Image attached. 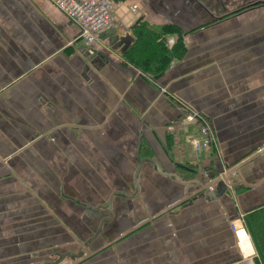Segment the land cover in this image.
Returning a JSON list of instances; mask_svg holds the SVG:
<instances>
[{"label":"crops","instance_id":"0c3cea01","mask_svg":"<svg viewBox=\"0 0 264 264\" xmlns=\"http://www.w3.org/2000/svg\"><path fill=\"white\" fill-rule=\"evenodd\" d=\"M245 3L117 0V44L98 38L90 56L49 3L0 0V264L58 254L74 264L69 254L97 251L196 190L144 159L203 184L225 166L234 184L79 264H264V5ZM138 23L181 35L182 58L155 78L123 59ZM180 101L214 129L222 162L211 148L195 157L189 139L199 128L180 127ZM107 205L111 221L97 232ZM230 223L244 227L245 243Z\"/></svg>","mask_w":264,"mask_h":264},{"label":"built area","instance_id":"2783aa9c","mask_svg":"<svg viewBox=\"0 0 264 264\" xmlns=\"http://www.w3.org/2000/svg\"><path fill=\"white\" fill-rule=\"evenodd\" d=\"M59 11L70 23L78 29V38L88 54H94L97 51V43L99 34L109 28H113L117 24L114 16L116 9L115 0H43ZM130 10L136 12L138 9L135 5L130 6ZM171 40L168 44L171 45ZM183 107V116L181 128L185 129L188 125H197L199 128V137H191L190 145L197 159L202 158L204 149L211 148L214 151L215 158L222 162V154L216 138L214 129L209 125L203 115L188 104L178 102ZM176 135L173 127L169 128ZM261 150V149H260ZM258 150V151H260ZM220 176L228 178V171L222 168ZM204 177L208 176L206 170H202ZM212 187H210L211 189ZM232 232L234 233L238 243H245L248 239L243 226L230 223Z\"/></svg>","mask_w":264,"mask_h":264},{"label":"trees","instance_id":"16d2710c","mask_svg":"<svg viewBox=\"0 0 264 264\" xmlns=\"http://www.w3.org/2000/svg\"><path fill=\"white\" fill-rule=\"evenodd\" d=\"M133 42L123 52L126 63L154 78L163 73L173 60L181 59L185 49L177 27L164 25L161 32L150 29L144 23L133 28ZM167 36L174 41L168 44Z\"/></svg>","mask_w":264,"mask_h":264},{"label":"water","instance_id":"95a60500","mask_svg":"<svg viewBox=\"0 0 264 264\" xmlns=\"http://www.w3.org/2000/svg\"><path fill=\"white\" fill-rule=\"evenodd\" d=\"M99 39H109V42H110V45L114 46L115 44H117V35H116V30L113 29V28H109V29H106L104 31H102L99 36H98ZM119 42L123 43L124 46L128 45L129 44V40L128 38H120L119 39ZM125 48V47H124ZM90 56H93L91 54H89ZM95 55V54H94ZM144 160H147V161H150L151 163H153L156 167V170L161 173V174H164L168 177H171L172 179H174L176 182H179L181 185H184L186 187H192V188H196L195 191L191 192V193H187L185 195V197H183L182 199H180L179 201H177L176 203L172 204L171 206L167 207V209H165L164 211H162L161 213H158L157 215L151 217L150 219H147L146 221H144L143 223L139 224L137 227L131 229L130 231L124 233L123 235H121L120 237H118L117 239H114L112 241H108L107 243H105V245H103L100 249H98L97 251L93 252V253H88L87 255L83 256L82 253H78L76 255V257L72 256V255H68L69 257L71 258H77V261L74 262V264H79L81 262H83L84 260L88 259V258H91L92 256H94L96 253H98L99 251H102L106 248H108L109 246L113 245L114 243H116L118 240L122 239L123 237H125L126 235H128L129 233L133 232L134 230L144 226L145 224L151 222L152 220H155L156 218H158L159 216L161 215H164L165 213H167L168 211L184 204L185 202H187L188 200L190 199H193L197 196H203V197H207V198H211L212 197V194L215 192L216 195H219L221 194L225 189L226 187H228L227 185L229 186H232L234 184V180H235V177L232 175L233 172H235V170L231 171V172H228V178L226 179L225 176H220V173L223 171L220 170L219 171V176L217 179H214L212 182H208L207 184H203L198 178L196 177H193L192 179H187V180H181L178 178V176L174 173H163L157 166L156 162L151 160V159H144ZM141 163H139L138 165V169L135 173V176H134V187L136 188L137 190V183H136V175L138 174V171L140 169V166H141ZM226 168L225 166H222V168ZM194 171H192L193 173ZM194 174V173H193ZM195 175V174H194ZM220 182H223L225 185L223 186V189L221 190V192H216L217 190L214 189L215 191H211L213 193H210L209 192V188L210 187H214V185L220 183ZM108 207V211H109V214H110V217L108 218H104L102 219L100 222H99V225H98V229H97V232H102V227H104V225L110 223L111 221V209H110V205H107ZM97 236V234H96ZM93 239V238H92ZM57 259L56 260H53V261H45V262H42L41 264H59L66 256L67 254L65 255H61V254H58L57 255Z\"/></svg>","mask_w":264,"mask_h":264},{"label":"flooded vegetation","instance_id":"af4514ba","mask_svg":"<svg viewBox=\"0 0 264 264\" xmlns=\"http://www.w3.org/2000/svg\"><path fill=\"white\" fill-rule=\"evenodd\" d=\"M246 3L244 7L250 8L258 5H264V0H244Z\"/></svg>","mask_w":264,"mask_h":264},{"label":"rangeland","instance_id":"374dc122","mask_svg":"<svg viewBox=\"0 0 264 264\" xmlns=\"http://www.w3.org/2000/svg\"><path fill=\"white\" fill-rule=\"evenodd\" d=\"M41 1H43V0H41ZM115 3H116V5H117V0H115Z\"/></svg>","mask_w":264,"mask_h":264}]
</instances>
